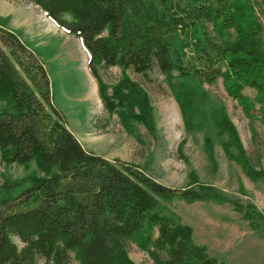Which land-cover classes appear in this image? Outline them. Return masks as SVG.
<instances>
[{"label":"trees","instance_id":"obj_1","mask_svg":"<svg viewBox=\"0 0 264 264\" xmlns=\"http://www.w3.org/2000/svg\"><path fill=\"white\" fill-rule=\"evenodd\" d=\"M30 1L81 40L103 106L125 126L130 118L152 126L145 93L126 74L108 93L99 67L117 66L146 75L155 61L187 129L201 128L205 120L188 96L192 79L212 84L221 78L227 94L246 112L252 104L242 93L245 86L256 89L257 101L264 103L261 26L246 0H188L186 5L166 0ZM204 22L212 23L220 34L233 29V38L211 40ZM178 31L194 34L195 47L187 61L173 55L171 37ZM0 100L1 161L20 165L33 161L44 174L16 195L11 192L17 186L1 189L5 195L0 197V264H35L37 257L43 264H71V253L79 264H139L127 254L124 241L130 238L148 251L152 264H223L193 241L189 225L177 215L162 213L159 200L228 198L203 183L164 185L119 159L112 162L84 149L51 101L44 65L1 24ZM210 117L217 134L228 136L222 145L227 156L251 179L263 176L264 171L250 164L224 109H214ZM203 140L211 158L212 140L208 135ZM231 146L237 153H231Z\"/></svg>","mask_w":264,"mask_h":264},{"label":"rangeland","instance_id":"obj_2","mask_svg":"<svg viewBox=\"0 0 264 264\" xmlns=\"http://www.w3.org/2000/svg\"><path fill=\"white\" fill-rule=\"evenodd\" d=\"M166 1L180 5L188 3V0ZM246 1L261 26L264 44V0ZM0 24L15 32L44 65L50 81L51 101L75 137L78 134V141L84 149L112 162L119 159L129 168L170 187H196L197 183L214 187L228 200L160 199L159 210L166 215H177L182 224L189 225L193 241L205 246L208 254L223 264H264V175L257 180L251 179L238 162L227 156L222 145L228 136L226 133L217 134L210 117L214 109L223 108L250 164L256 170L264 171V118L261 110L264 103L257 101L256 89L245 86L242 90L252 104L246 112L227 94L221 78L212 84L196 79L188 81V96L205 120L201 128L187 129L173 90L155 61L146 75L131 69L123 72L117 66L99 67L108 93L123 74L145 93L152 126L147 127L131 118L125 126L115 112L103 106L98 85L87 68V52L78 37L60 29L30 0H0ZM203 29L208 38L216 42L222 38L232 39L234 35L233 29L218 33L209 22L203 23ZM193 37L192 31L175 32L171 37L173 55L178 54L187 61L195 47ZM173 80L178 86L179 79L174 76ZM3 106L4 102L0 100V108ZM135 111L139 109L136 107ZM205 135L212 140L211 158L204 148ZM229 149L231 153H237L234 146ZM41 176H44L43 172L33 161L20 165L0 159V197L5 195L2 188L17 186L11 192L16 195ZM233 202L243 210H237ZM14 241L20 244L17 238ZM124 245L132 261L152 264L148 251L138 247L133 239H126ZM43 262L42 257H37L35 264ZM70 262L79 264L73 253Z\"/></svg>","mask_w":264,"mask_h":264},{"label":"bare ground","instance_id":"obj_3","mask_svg":"<svg viewBox=\"0 0 264 264\" xmlns=\"http://www.w3.org/2000/svg\"><path fill=\"white\" fill-rule=\"evenodd\" d=\"M72 61H73V60H72ZM78 66H79V65H78ZM87 85H88V84H86V86H87ZM84 86H85V85H84ZM88 86H89V85H88ZM87 88H89V87H87ZM91 89H92V88L89 89V92H90V93H91ZM170 117H171V119H172L174 122L176 121V120H175V117H174V115H173L172 113H170ZM173 121H172V122H173ZM175 124H176V123H175Z\"/></svg>","mask_w":264,"mask_h":264},{"label":"crops","instance_id":"obj_4","mask_svg":"<svg viewBox=\"0 0 264 264\" xmlns=\"http://www.w3.org/2000/svg\"><path fill=\"white\" fill-rule=\"evenodd\" d=\"M70 131H71V130H70ZM74 135H75V134H74ZM77 136H78V134H76V139L79 140Z\"/></svg>","mask_w":264,"mask_h":264}]
</instances>
